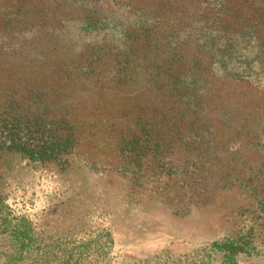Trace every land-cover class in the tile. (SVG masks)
<instances>
[{"label": "rangeland", "instance_id": "obj_1", "mask_svg": "<svg viewBox=\"0 0 264 264\" xmlns=\"http://www.w3.org/2000/svg\"><path fill=\"white\" fill-rule=\"evenodd\" d=\"M244 18L264 0H0V264H264V45L218 50ZM126 33L161 59L133 78ZM35 91L74 125L50 162L8 149ZM140 115L158 148L120 155Z\"/></svg>", "mask_w": 264, "mask_h": 264}, {"label": "trees", "instance_id": "obj_2", "mask_svg": "<svg viewBox=\"0 0 264 264\" xmlns=\"http://www.w3.org/2000/svg\"><path fill=\"white\" fill-rule=\"evenodd\" d=\"M180 23L181 21L179 20V28ZM217 24L219 27L223 26V30L230 29L231 27L235 29L231 36H226L225 40L227 41V44L223 48L219 47L218 50H230L233 48L235 43H242L244 41L248 43L256 42L260 48H262L264 45L263 37L254 33L257 30L264 28V19L262 18L258 19L257 21L246 18H244L242 21H240V19H235V21L232 22H229L228 20H219L217 21ZM137 36L139 37V35L135 33L125 34L126 40H133L131 45L127 47V50L129 51L127 57L123 58L122 60V72L125 74V78H131L132 75H134L133 69L129 68L132 67L131 61L140 60L144 65L148 64L150 66L158 65L157 63L161 60H154L155 58H159L158 56L153 58L150 57V53L153 52V50L143 45L145 43L143 39L135 40L134 38ZM140 41L141 43H139ZM147 46H149V44H147ZM157 46L158 44H153L155 49H157ZM133 49H136V52H134ZM86 69H88L87 71L89 74L90 72L93 73L94 69L91 68L90 65H88V68ZM78 73L81 75L87 72L84 69H80L78 70ZM169 76L177 79L175 74H170ZM29 91L30 93L34 92L33 90ZM40 94L41 93L36 92L35 98H29L31 103L30 108L33 111L26 112V110H20V112H18L17 110V116H14L15 113L11 114L10 119L4 121L5 129L7 130L8 136L11 137L9 140L10 145L8 146L9 150H15L35 161L50 162L56 160L59 155L69 153L72 150L76 143L74 134L72 132L74 125L68 122L66 116L58 118L55 117V115H52L49 118L47 115L49 107L44 102H42ZM143 119L144 118H142V115H140L138 118V134H133L132 137H125L120 140V145L118 146L120 155H127L130 153L136 158L139 157L143 154V150H145L143 149V143L149 140H152L155 143L154 146L156 149L158 148V134L150 133L149 128L151 129V126H148V123L144 122L145 120ZM7 127H9V129ZM204 130L208 132V134L211 132V129L207 126H205ZM180 134L181 132L179 131V135ZM192 135L194 138H199V140L204 139L202 136L204 134H201V132H194ZM147 136L149 137V140H146Z\"/></svg>", "mask_w": 264, "mask_h": 264}]
</instances>
